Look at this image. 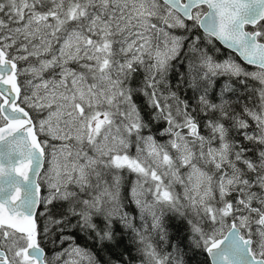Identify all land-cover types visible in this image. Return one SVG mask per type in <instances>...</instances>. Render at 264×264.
I'll list each match as a JSON object with an SVG mask.
<instances>
[{"label": "snow or ice", "instance_id": "obj_1", "mask_svg": "<svg viewBox=\"0 0 264 264\" xmlns=\"http://www.w3.org/2000/svg\"><path fill=\"white\" fill-rule=\"evenodd\" d=\"M0 264H264V0H0Z\"/></svg>", "mask_w": 264, "mask_h": 264}]
</instances>
